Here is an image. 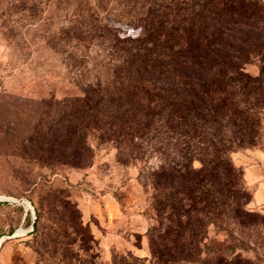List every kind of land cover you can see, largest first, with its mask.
Listing matches in <instances>:
<instances>
[{
	"label": "rangeland",
	"instance_id": "1",
	"mask_svg": "<svg viewBox=\"0 0 264 264\" xmlns=\"http://www.w3.org/2000/svg\"><path fill=\"white\" fill-rule=\"evenodd\" d=\"M104 23L122 36L140 32L118 0H0V197L14 200L0 205V264H264V119L254 144L231 156L244 169L245 213L210 223L198 243L170 246L162 259L150 240L159 226L152 149L133 159L91 135L92 162L75 166L45 143L42 128L58 129L69 109L62 100L107 73L114 51L93 30ZM259 32L238 31L252 41ZM263 65L256 56L246 70Z\"/></svg>",
	"mask_w": 264,
	"mask_h": 264
},
{
	"label": "trees",
	"instance_id": "2",
	"mask_svg": "<svg viewBox=\"0 0 264 264\" xmlns=\"http://www.w3.org/2000/svg\"><path fill=\"white\" fill-rule=\"evenodd\" d=\"M118 4L139 34L122 36L109 23L94 26L114 51L107 73L62 100L69 109L60 127L42 131L47 145L59 146L56 155L75 166L92 162L91 135L133 159L143 160L146 149L157 154L159 164L148 168L159 223L150 240L154 258L162 259L170 246L198 243L210 223L245 213L244 169L231 156L254 144L264 119V65L258 75L246 70L256 56L264 64V3ZM244 27L261 35L253 41L239 35Z\"/></svg>",
	"mask_w": 264,
	"mask_h": 264
},
{
	"label": "water",
	"instance_id": "3",
	"mask_svg": "<svg viewBox=\"0 0 264 264\" xmlns=\"http://www.w3.org/2000/svg\"><path fill=\"white\" fill-rule=\"evenodd\" d=\"M0 201L11 202V201H14V200L10 199V198H7V197H0ZM17 202L26 204V208L27 209H31V210L34 209L32 204H31V202L29 200H27V199H20V200H17ZM17 235H18V232L15 231L13 234L10 235V237H14V236H17ZM4 239L5 238L0 239V246H1V244H2Z\"/></svg>",
	"mask_w": 264,
	"mask_h": 264
}]
</instances>
